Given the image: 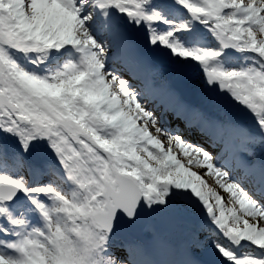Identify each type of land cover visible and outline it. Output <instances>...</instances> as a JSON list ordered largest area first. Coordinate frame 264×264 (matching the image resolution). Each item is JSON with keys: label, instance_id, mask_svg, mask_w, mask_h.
<instances>
[{"label": "snow or ice", "instance_id": "1", "mask_svg": "<svg viewBox=\"0 0 264 264\" xmlns=\"http://www.w3.org/2000/svg\"><path fill=\"white\" fill-rule=\"evenodd\" d=\"M0 264H264V0H0Z\"/></svg>", "mask_w": 264, "mask_h": 264}, {"label": "rangeland", "instance_id": "2", "mask_svg": "<svg viewBox=\"0 0 264 264\" xmlns=\"http://www.w3.org/2000/svg\"><path fill=\"white\" fill-rule=\"evenodd\" d=\"M187 87L189 88V91L186 93L188 95V98H192V90H194V86L190 82H184ZM211 183V181H209Z\"/></svg>", "mask_w": 264, "mask_h": 264}, {"label": "bare ground", "instance_id": "3", "mask_svg": "<svg viewBox=\"0 0 264 264\" xmlns=\"http://www.w3.org/2000/svg\"><path fill=\"white\" fill-rule=\"evenodd\" d=\"M162 123V122H161ZM162 125L164 126V124L162 123Z\"/></svg>", "mask_w": 264, "mask_h": 264}]
</instances>
